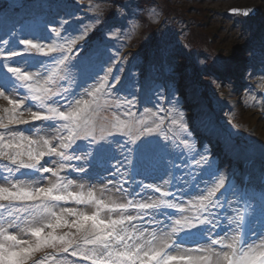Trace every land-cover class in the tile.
Returning <instances> with one entry per match:
<instances>
[{"label": "snow or ice", "instance_id": "6c2138e0", "mask_svg": "<svg viewBox=\"0 0 264 264\" xmlns=\"http://www.w3.org/2000/svg\"><path fill=\"white\" fill-rule=\"evenodd\" d=\"M130 7L132 6L123 5L122 9ZM250 11L246 9L243 15L247 16ZM117 15L121 19L125 18L123 11ZM158 16L159 13L153 10L150 19L156 22ZM67 23V20H62L59 28L50 29L45 25V29L53 36L63 40L62 43H57L56 40L52 43L34 42L33 39L20 37L14 29L4 33L7 38H0V45H3L0 47V61L5 62L0 63V69L5 70L0 77V98L8 105L2 110L4 115H0V159L8 162L5 165L8 175L0 183V264H79L80 261H88L90 264H264V193L261 194L258 204L248 203L254 197L245 200L247 208L251 209L250 219L246 221L245 216L240 214L235 218L228 217L229 225L235 224L237 229L242 230L247 222L249 230L254 234L255 224H259L260 234L257 241H244L242 231L240 235L231 237L225 233L224 237L211 239L209 247L172 254L173 250L179 248L181 233L192 235L193 229L204 228L209 224L218 227L211 217L214 209L223 207L220 196L223 195L222 190H227L226 179L219 173V169L212 170L210 161L204 154H199V160L195 157L192 160L201 174L209 170L212 177L210 186L186 204L173 202L174 198L165 199L172 197V193L163 190L162 186L142 182L130 191L124 190L123 185L117 188V191H127V195L132 197L125 202L111 198L105 200L102 195L98 197L94 187L85 192L83 184L79 185V191L70 190L73 181H65L60 175L61 171L68 167L85 173L86 169L83 166L73 167L66 162H88L91 157L109 175H123L121 168H124L125 162L132 164L125 152L130 154L135 151L142 167L145 153L153 147L152 141L147 139L148 136L160 134L165 141L163 147L167 148L168 140L173 137L168 135L172 129L164 128L166 121L170 120L172 125L178 126L183 132L188 129L182 117L171 118L172 113L169 110L162 109L161 114L145 109L147 115L140 119H135L130 110L122 113L124 119L115 112L106 114L111 108H128L132 104L127 98L121 100L118 94L113 99H108L115 93L117 86L123 83L121 77L114 76L116 83L109 86L108 77L113 72L115 54H109L107 48L98 47L89 56L81 59L79 65L70 64L68 53L73 51L77 40L82 39L90 28L85 26L78 37L65 38L61 35V29ZM113 27L115 25L109 26L108 31L111 32ZM132 27L135 28L136 25L133 24ZM17 43L23 49L18 50ZM166 51L167 45L162 43L160 55L163 57ZM52 53L59 55L52 58L51 68H45L43 62H40L43 72H30L26 68L6 63L17 57L33 54L49 57ZM93 57L96 61L104 60L108 65L104 77H97L94 85L85 90L87 99L74 98L61 105L57 97L64 100L65 94L70 92L64 82L71 80L75 83V79L69 75L70 68L76 67L82 77L92 78V69L95 66ZM24 64L30 65V61L25 60ZM135 85L136 82L132 81L125 87L131 93ZM20 89L24 90L23 96L18 95ZM25 113H28V118H25ZM37 121L41 122L42 129L54 130L56 135L52 139L45 136L33 139L32 135L35 133L26 135L19 130L20 125H31L35 128ZM116 134L127 136L128 139L124 143L109 139ZM175 139L179 140L177 146L190 149L187 139ZM78 140H87L90 145V149L82 155H77L73 148ZM113 143L118 144L123 160H117L113 166L115 171L110 172L109 162L116 159L113 155ZM128 143L136 145V148H126ZM70 151L72 154H69ZM46 156L58 157L57 167L46 166ZM178 159L183 163L182 157ZM184 166L190 167L188 164ZM172 167L179 169L181 165L173 163ZM133 170L137 174L140 172L139 168H127L125 172L130 173ZM28 172L33 175L28 176ZM41 173H50L55 180L44 186L40 182L42 177L37 175ZM163 174L171 175L167 168ZM159 179L163 180V176ZM192 179L195 180L196 176L193 175ZM108 183L112 184L113 181L109 180ZM163 183L171 185L172 181ZM137 188L141 192L151 189L159 193L160 198L149 197L151 202H142L136 199L140 196ZM232 191L235 195L236 189L233 188ZM61 202L92 206L95 210L89 214L80 208L60 207L58 212L56 208ZM161 209L190 214L172 219V214L167 213L170 224L165 223L164 227L170 228V232L161 231L159 236L155 230L149 231L147 227L137 225L136 221H140L141 225L157 223L154 218ZM104 213H107L106 217ZM150 216L152 219H149ZM59 228L69 231L58 234L56 230ZM72 229L75 231H71ZM196 234L203 235V232ZM173 236L176 237L175 240ZM225 240L228 242L224 243ZM217 245L220 250L215 247ZM44 249H54L56 255L36 258L35 253Z\"/></svg>", "mask_w": 264, "mask_h": 264}, {"label": "rangeland", "instance_id": "374dc122", "mask_svg": "<svg viewBox=\"0 0 264 264\" xmlns=\"http://www.w3.org/2000/svg\"><path fill=\"white\" fill-rule=\"evenodd\" d=\"M9 1L10 4L6 7H3L4 3H1L0 9L3 8L5 11L9 7L16 11L15 9L21 8V2H23V0ZM40 1L47 3L58 0H31V2ZM61 1H66L69 5L64 7L65 3H63L64 6L62 5L61 9H58L57 5H53L51 8L56 9V14H49L46 9L48 6L36 13L34 9L25 15L13 14L14 11L11 10L0 12V38H7L4 33L9 29H14L20 37L33 39L34 42L52 43L53 40H56L57 43H62L63 40L53 36L50 31L45 29V25L48 29L59 28L61 21L67 20L68 23L61 29V35L65 38L78 37L84 31L85 26H88L90 30L82 39L77 40L73 51L68 53L69 63L79 65V61L89 56L96 48H107L109 54H115V60L112 64L113 72L108 77L109 86L116 83L113 79L114 76L121 77L123 81L108 99L111 100L118 94L121 100L127 98L132 101L128 108H111L106 114L110 115L115 112L124 119L122 113L130 110L135 119H140L147 115L145 109L163 114L162 109L164 110L166 106L172 113L171 118L180 119L182 117L183 123L187 126V132H183L178 126L172 125L170 120L166 121L164 125V128L172 129L170 133L173 141H175L178 157H182L183 160L182 163L181 159H178L181 167L178 169L175 190H168L166 184L163 183L167 178V175L163 174L167 165L164 161L166 151L162 150L159 153V147L163 148L165 144L160 134H152L147 137L153 144L152 149L147 153H154L155 155L159 153V155L152 162V167L147 171L142 183L162 186L163 190L172 193L173 202L186 204L194 196L199 195L201 191H206L212 179L209 170H205L203 174L200 173V169L195 166L192 160L193 157L199 160V154H204L210 161L212 170L219 169V173L226 177L227 171L237 167L235 159L241 157L243 153L264 156V107L259 104L257 95L258 90L264 87V56H262V49H264V0ZM123 5L132 7L122 9ZM248 8L257 9L259 17L256 20L246 21L240 13L232 12L235 9ZM153 10L159 13L156 22L150 19ZM121 11L125 13L124 19L117 15ZM96 17L99 19H95ZM133 24L136 25L135 28L132 27ZM113 25L115 27L109 32L108 27ZM162 43L167 45V51L163 57L160 55ZM16 48L21 50L23 46L17 43ZM58 55V53H52L49 57H44L33 54L17 57L6 63L10 66L26 68L30 72L37 70L43 72L44 70L40 68V62H43L45 68H51L52 58L58 57ZM106 58L105 56L104 59ZM93 59L95 66L92 69V78L82 77L76 67L70 68L69 75L75 79V83L71 80L64 82V86L68 87L70 92L65 94L66 99L64 100L57 97L61 105H65L67 100L74 98L83 97L87 99L85 90L94 85L97 77H104L108 65L104 63V60L96 61L95 57ZM25 60H29L30 65H25ZM0 63L5 62L0 61ZM226 65L229 69L223 75L211 70L213 66H216L217 69H224ZM153 71L160 73V81H154L155 91L151 92V96L145 97V92L150 88L145 83L149 81L152 83L150 77ZM129 72H131L130 77ZM4 73L5 70L0 69V77ZM181 80L190 86L192 97L185 99L184 95L186 94H184V87L180 83ZM132 81H135L136 85L129 93L125 86ZM192 83L195 84L192 85ZM193 86H196L197 92L194 91ZM141 93L145 98L141 103L142 108L138 111L136 106ZM24 94V90L20 89L18 95L23 96ZM167 94L168 97L165 100ZM190 98L193 99L189 100ZM164 100L167 101L166 105H164ZM208 102L212 107L211 111L208 110L210 108L207 105ZM5 107H8L7 102L0 98V115H4L2 110ZM25 118H28V113H25ZM19 130L24 131L26 135L35 133L32 135L33 139H39L41 136L52 139L56 135L54 130L42 129L41 123L35 128H31L30 131L22 128ZM222 134H224L225 142L219 140V136L221 137ZM217 135L219 136L217 137ZM175 137L187 139L190 149H185L182 145L177 146L179 140ZM109 139L124 143L128 137L116 134ZM208 139H210L209 142ZM78 141L82 142L84 149L77 155H82L90 149V145L87 140ZM53 143L56 141L53 140ZM130 146L131 143H128L126 148H130ZM113 148V155L116 159H113V164L109 168L110 172L115 171L113 166L116 165L117 160H123L117 143H113ZM124 154L129 155L127 152ZM45 158L46 166L57 167L58 157L46 156ZM4 161L2 160L0 164L5 163L6 165L8 163L6 160ZM75 162L74 167L83 166L86 172L81 173L74 170L69 178L60 173L65 181H73L70 190L79 191V185L83 184L85 192L88 188L94 187L96 195L98 197L102 195L105 200L111 198L118 202H125L132 198L124 191L127 162H125L124 168H121L123 175L117 174L115 176L109 175V172L105 171L93 173L89 170L88 162L84 160H75ZM66 163L68 164V162ZM185 164L190 165V167H185ZM185 173L188 174L185 175ZM6 175H8L7 169L3 167L0 169V183H3L2 178ZM193 175L196 176L195 180L192 179ZM161 176H163V180L159 179ZM40 177H42L40 182L44 186L55 180V177H52L50 173H43ZM109 180H112L113 183L109 184ZM121 185H123L124 190L117 191ZM138 192H140V196L136 199H140L142 202L145 200L151 202L149 197L151 199L160 198V194L151 189H144L142 192L138 190ZM172 198L165 197V199ZM236 199L234 194L228 198L226 212L222 215V219L213 210L211 218L213 223L218 224V227L209 224V243L198 247L211 246L210 240L217 239L215 233L218 231H220L219 237H224L225 233L229 237L235 235L233 232L235 224L229 225L228 217L235 218L238 214ZM60 207L80 208L89 214L95 210L92 206H78L74 202H61L56 211L59 212ZM164 210L171 209H161L160 212H157L154 218L157 223H147V225L141 226L147 227L149 231L155 230L158 236L161 231L170 232V228L167 230L164 227L165 223L170 224L167 212ZM171 211H174L172 219L190 214ZM103 215L106 217L107 213ZM68 219L72 218L68 217ZM149 219L152 217L150 216ZM56 231L58 234H62L69 229L59 228ZM71 231L74 232L75 229ZM259 234L260 229H255L251 242L257 241ZM26 238L31 239V237ZM227 242V240L224 241V243ZM216 248L220 250L219 245ZM188 249H177L172 254L186 253ZM49 250L54 249L42 251ZM223 250L228 251V249ZM42 251L35 253V257ZM192 254L195 255L196 253Z\"/></svg>", "mask_w": 264, "mask_h": 264}, {"label": "trees", "instance_id": "16d2710c", "mask_svg": "<svg viewBox=\"0 0 264 264\" xmlns=\"http://www.w3.org/2000/svg\"><path fill=\"white\" fill-rule=\"evenodd\" d=\"M57 2H58V3H66V4L68 3V2H66V1L64 2V1H61V0H58ZM1 3H4V4H3V7H6V5H9V4H10V1H9V0H0V4H1ZM40 4H41V3H40ZM26 5H27V4H25L23 7L20 8V11H21V12H24L25 9H28L27 7H25ZM60 5H61V4H60ZM8 9H9V7H7V9H6L5 11H7ZM11 10H12V9H11ZM15 10H16V9H15ZM3 11H4L3 8H2V10L0 9V12H3ZM5 11H4V12H5Z\"/></svg>", "mask_w": 264, "mask_h": 264}, {"label": "water", "instance_id": "95a60500", "mask_svg": "<svg viewBox=\"0 0 264 264\" xmlns=\"http://www.w3.org/2000/svg\"><path fill=\"white\" fill-rule=\"evenodd\" d=\"M250 9L251 11L249 12V14L247 16L243 15V12L246 10V9H243V10H233V13H240L241 15L245 16V17H250V16H253L254 15V9L253 8H248Z\"/></svg>", "mask_w": 264, "mask_h": 264}]
</instances>
